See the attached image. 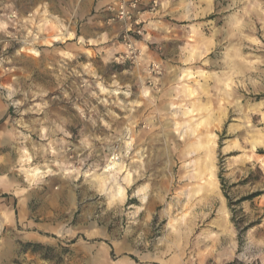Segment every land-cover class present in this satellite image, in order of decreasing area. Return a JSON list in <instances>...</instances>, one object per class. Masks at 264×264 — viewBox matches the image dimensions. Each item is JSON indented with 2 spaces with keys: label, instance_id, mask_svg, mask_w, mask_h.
Returning a JSON list of instances; mask_svg holds the SVG:
<instances>
[{
  "label": "rangeland",
  "instance_id": "1",
  "mask_svg": "<svg viewBox=\"0 0 264 264\" xmlns=\"http://www.w3.org/2000/svg\"><path fill=\"white\" fill-rule=\"evenodd\" d=\"M82 2L0 0V90L13 126L40 154L16 173L41 182L31 209L35 222L49 223L41 248L23 252L36 244L34 227L0 213V264H264V0H162L156 29L136 43L137 65L122 59V42L115 62L140 75L127 89L95 74L98 55L68 61L64 44L52 43L59 30H74V16L65 17ZM145 43L157 61L144 62ZM63 61L58 86L39 66ZM151 63L161 69L154 79L144 71ZM52 102L80 115L70 140L88 144L64 150L86 156L65 180H58L63 166L47 170L58 189L70 188V202L61 198L45 221L38 210L47 179L23 169L42 170L51 159L43 145L62 137ZM114 154L119 166L102 182ZM126 174L132 186L124 200H109Z\"/></svg>",
  "mask_w": 264,
  "mask_h": 264
},
{
  "label": "crops",
  "instance_id": "2",
  "mask_svg": "<svg viewBox=\"0 0 264 264\" xmlns=\"http://www.w3.org/2000/svg\"><path fill=\"white\" fill-rule=\"evenodd\" d=\"M112 2L113 0H83L74 14L68 12V17H65V20L68 19L72 21L74 16L76 22L74 30L65 33L59 30L58 34L51 37V41L53 44H64V50H62L61 53L68 56V61L80 58V55H83L82 53L87 54L91 52L98 55L100 58V65L94 67L95 74L98 77L108 76V78L116 79L122 88H135L140 79L137 70L132 66H128V64H118L115 62L117 56L124 51L125 46L119 37V26L112 22L111 15L106 10V7ZM162 8L161 4L156 15L162 11ZM156 15L150 12H144L143 30L145 36L139 39L138 44H143L146 41V37L148 38L151 36L152 28L154 30L156 29V26H154V23L151 21L156 18ZM51 18H55V16L52 15ZM61 33H63L64 36L62 40L60 39ZM52 43L49 45L52 46ZM144 46V62L146 63L150 60L157 61L154 54L149 51L148 45L145 43ZM35 50L38 53V50ZM84 58H87V56H84ZM77 64L79 65L76 67L80 66V69L83 67V65L81 66V62H77ZM57 65L55 63L49 64L47 66L48 70H46L43 65L41 67L39 66V68L45 75L54 77V79H56L54 83L59 86L62 82L61 78L57 75V71L59 70V66L67 65V61H63L62 64L60 62ZM81 72V74L85 75L83 69ZM55 89L56 88H54V90ZM83 92V90H75V93L82 94ZM66 95L69 97L71 94L64 91L63 97ZM63 100L65 103V98H63ZM50 104L53 108L49 115L52 116L54 124L58 121V124H56L58 126L57 130L59 129V134L62 133V137H53L49 142L43 145V149L48 152L47 156L51 157L48 164L41 170L44 172L43 179L47 180L44 182L46 183V189L44 190L45 197L41 203L39 201L42 208H39L38 212L42 214L45 221H47L49 217H53L56 211V205H59L57 202H59L61 198L68 197V201L70 202V188H66V185H64L58 189L54 183H52V179L55 180L56 176H54L55 178H52V175L48 176L47 170L56 174L57 171L53 168L56 165H58V167L63 166V174L58 180H65L66 178L63 179V177L71 172V164L74 160L78 162L84 161L86 156L82 157V153L78 152L76 156L73 155L72 157V154L66 155L64 150L72 147L79 150L86 149L88 144L84 141H75L73 143L70 140L73 116L74 120L77 121L80 115L77 113L73 115V112L66 104L61 106L58 105V107L55 106L53 102ZM17 122L18 121H16V123ZM38 131L43 133V130ZM29 138V134H26L22 127L19 129L18 126H16V128L13 126L11 106L7 103L4 92L0 90V213L5 214L11 224L19 226L21 223H26L28 226L32 225L34 230L30 233V241L41 245L44 244V239L46 237L43 236V234L48 233L49 223H41L39 222L40 219H38V222H35V212L31 209L36 204L34 193L40 189L39 186L41 182H38L39 180L37 179L33 181L32 184H27L26 180L16 173L17 170L25 168L23 167V162L28 161L34 164L35 160L40 158L38 145L34 143L31 138L29 140ZM51 150L53 154L49 155ZM61 150H63V152H61ZM57 151L60 155V157H57L58 159H56L55 156ZM26 152L29 153L28 158L24 156ZM27 164L28 163H26V165ZM19 166H21V168H19ZM46 167H48V169H46ZM29 170H33V168H29ZM118 264L132 263L120 262Z\"/></svg>",
  "mask_w": 264,
  "mask_h": 264
},
{
  "label": "built area",
  "instance_id": "3",
  "mask_svg": "<svg viewBox=\"0 0 264 264\" xmlns=\"http://www.w3.org/2000/svg\"><path fill=\"white\" fill-rule=\"evenodd\" d=\"M162 0H113L106 7L107 12L111 15L112 22L120 28L119 37L125 44L127 54L122 58L134 64H138L140 51L136 48L137 38L144 35L143 14L144 12L154 13L158 10ZM144 71L149 78L154 79L161 74L158 64L151 63ZM151 81V80H150ZM149 81V83H150Z\"/></svg>",
  "mask_w": 264,
  "mask_h": 264
},
{
  "label": "bare ground",
  "instance_id": "4",
  "mask_svg": "<svg viewBox=\"0 0 264 264\" xmlns=\"http://www.w3.org/2000/svg\"><path fill=\"white\" fill-rule=\"evenodd\" d=\"M60 39H63V33L60 34ZM30 52H35L33 49L28 50ZM129 149V147L127 148ZM118 160L116 157V154L112 155V158H110L109 163L103 168V172L102 175H100V179L103 180L102 182L105 181L106 177L104 176V174L109 173L110 171L117 169L118 165ZM204 166V165H203ZM208 166V165H207ZM202 167V164H201ZM192 170V169H191ZM197 169H195L196 171ZM206 171V170H205ZM23 172L26 174V176L28 178L34 177V176H41L44 174L43 171H41L40 169H34V170H29V169H23ZM193 175V174H192ZM201 172L200 171H196V173H194L193 175V179H197L200 178ZM108 178V177H107ZM120 184V183H119ZM132 186V181H131V174H126L122 180V185H120L116 191V193L114 195L109 196V200H124L125 198V194H126V189L128 187ZM102 191H105V193L107 194V189H103V187H101ZM141 190H138V192H140ZM145 197H143L144 200Z\"/></svg>",
  "mask_w": 264,
  "mask_h": 264
},
{
  "label": "trees",
  "instance_id": "5",
  "mask_svg": "<svg viewBox=\"0 0 264 264\" xmlns=\"http://www.w3.org/2000/svg\"><path fill=\"white\" fill-rule=\"evenodd\" d=\"M39 248H41V246L38 245V244H29V243H27V244H25L23 246V252L30 251L32 253H36Z\"/></svg>",
  "mask_w": 264,
  "mask_h": 264
}]
</instances>
